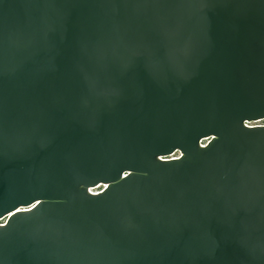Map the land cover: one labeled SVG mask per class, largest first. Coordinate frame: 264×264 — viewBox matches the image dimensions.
Segmentation results:
<instances>
[{
  "label": "water",
  "instance_id": "water-1",
  "mask_svg": "<svg viewBox=\"0 0 264 264\" xmlns=\"http://www.w3.org/2000/svg\"><path fill=\"white\" fill-rule=\"evenodd\" d=\"M260 120L264 0H0V264H264Z\"/></svg>",
  "mask_w": 264,
  "mask_h": 264
},
{
  "label": "built area",
  "instance_id": "built-area-1",
  "mask_svg": "<svg viewBox=\"0 0 264 264\" xmlns=\"http://www.w3.org/2000/svg\"><path fill=\"white\" fill-rule=\"evenodd\" d=\"M260 121H262V120H260ZM260 121H257V122H260ZM246 125L252 126V125H264V124H252V122H251V123H246ZM208 141H209L208 138L202 139V140L199 141V144H200L201 147H204V146H206V144L208 143ZM1 220H0V224L3 225L5 223V221L2 222Z\"/></svg>",
  "mask_w": 264,
  "mask_h": 264
},
{
  "label": "rangeland",
  "instance_id": "rangeland-1",
  "mask_svg": "<svg viewBox=\"0 0 264 264\" xmlns=\"http://www.w3.org/2000/svg\"><path fill=\"white\" fill-rule=\"evenodd\" d=\"M252 124H264V120H262V121H260V122H252ZM171 156H172V157H179V153H178V152H175V153L172 154ZM101 188H102V186L97 187V188H95L93 191H99V190H101ZM5 220H6V218L2 219L1 221L3 222V221H5Z\"/></svg>",
  "mask_w": 264,
  "mask_h": 264
},
{
  "label": "bare ground",
  "instance_id": "bare-ground-1",
  "mask_svg": "<svg viewBox=\"0 0 264 264\" xmlns=\"http://www.w3.org/2000/svg\"><path fill=\"white\" fill-rule=\"evenodd\" d=\"M249 123H251V122H249ZM172 157V156H171ZM174 158H178V157H174ZM102 189V188H101ZM94 189H91V191L93 192V193H98V191H93ZM4 218H6V217H4Z\"/></svg>",
  "mask_w": 264,
  "mask_h": 264
}]
</instances>
